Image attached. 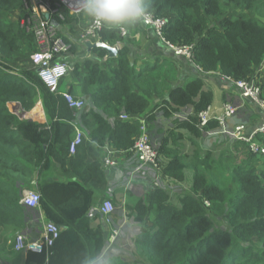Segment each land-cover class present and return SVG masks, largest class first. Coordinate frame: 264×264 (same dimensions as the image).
<instances>
[{
  "label": "trees",
  "instance_id": "1",
  "mask_svg": "<svg viewBox=\"0 0 264 264\" xmlns=\"http://www.w3.org/2000/svg\"><path fill=\"white\" fill-rule=\"evenodd\" d=\"M15 12L18 22H9ZM149 12L168 21L163 40L173 47L191 46L192 62L205 73L248 80L264 63V0H151ZM31 16L29 0H0V264H264V161L234 165L224 182L211 175V152L201 141L221 124H200L199 113L214 97L203 80L177 86L176 68L168 62L137 68L126 45L110 60L114 67L90 59L77 62L74 73L91 108L80 116L89 137L71 154L77 112L37 70L14 61L27 62L38 50L28 28ZM51 21L61 23L56 14ZM100 37L110 45L121 40L119 30L106 28ZM39 100L48 123L23 121L8 107L16 102L30 110ZM124 114L129 118L122 119ZM173 114V127L164 131L159 116ZM141 118L156 136L159 174L186 188L152 187L136 205H126L135 225L125 227L107 250L92 215L108 197L107 150L129 154ZM258 139L264 142V136ZM55 165L62 166L68 181L47 179ZM26 189L40 193L38 208L21 203ZM113 203L117 210L122 200ZM39 214L62 228L58 238L41 253L17 251V233L27 232Z\"/></svg>",
  "mask_w": 264,
  "mask_h": 264
},
{
  "label": "crops",
  "instance_id": "2",
  "mask_svg": "<svg viewBox=\"0 0 264 264\" xmlns=\"http://www.w3.org/2000/svg\"><path fill=\"white\" fill-rule=\"evenodd\" d=\"M65 8L66 18L64 20H61L60 24H57L58 33L63 39L65 38L68 42L73 44V46H75V50L60 58L61 60L69 64V70L66 76L61 81L59 93L63 94L64 92H69V90H72L75 96L82 97L87 100L86 107L76 113L77 119L74 121L75 123L82 124L80 116L85 111L89 110L91 106H89L90 100L83 96L81 92L80 78L76 77L74 73L75 65L79 61L82 65L83 61L86 59H90L97 63L106 64L108 67H114L116 65V62L110 61L111 59L115 58L106 59V53L103 56L100 55L99 51H96L99 48H93L91 49V51L88 50L87 46L83 42V40L87 38H84L83 35L91 21L86 19L82 14H77L76 12L72 11L69 6ZM40 10V13L43 14V16H48L46 11L42 9ZM18 18L19 15L17 12H15L11 14L9 22L16 23L18 22ZM127 30L128 34L123 39L122 45H126L130 48L131 61L133 63H136L137 68H145L146 66L158 67L163 63H171L174 65L177 71V86H185L187 83L199 78L203 80L205 85L204 89L212 91L214 95L213 103L210 107V110L212 112L221 114L223 105L227 101H230L238 108L235 116L230 119L228 118L227 120V125L229 127L244 123L247 126V132H250L253 128L261 123L262 110L259 108V106L252 101L243 99L240 96L238 90L234 88V86H232L230 82L222 79L219 73H205L188 58L177 55L175 51L170 47V45H168L167 42L163 40V38L157 36L153 28L146 26L143 22L136 25L135 27L128 28ZM97 39L98 38H93L92 40L97 41ZM14 61L16 62V66H24L27 69L36 72V68L31 61V57L27 62L21 61L20 59ZM257 79L262 83L264 89V70L259 73ZM8 107L23 121H33L43 124L48 123L50 120L40 100L30 110L23 109L21 104L16 102H9ZM159 117L162 124L161 128L164 131H168L173 127L172 122L174 119H176L175 114H173V116L169 118H164L163 116ZM142 119L144 118H141L140 120ZM148 128H150L149 131L152 141L156 143L157 141L156 136L154 135V131H152L151 127ZM83 129L85 132V138H88L89 131L85 127H83ZM224 139H227L226 141L230 140L227 136H223L221 134H210L209 132L206 134V138L201 141V147L203 150H207L206 145L210 144L212 140H219V142H221ZM185 142L188 146H191L189 140L186 137ZM224 144L227 145V143ZM230 145L232 148L224 147V149L227 150V157L235 158V162L241 160V162H243V164L241 165L262 163V159L259 156H254L253 159L250 158V155L248 154V151L247 149H245L243 144L234 142ZM113 159L117 160V164L107 169L109 186L107 190L108 197H106V199H110L112 200V202L114 199H121L122 204L120 205V208L117 210L115 209V212L111 215L110 223H107L105 216L100 212L97 215H93L94 210L100 207L102 203L97 204L92 212V215L97 217L93 219V226L100 227L103 230L106 243L110 239L111 232L115 230L121 223V217L123 215V204L124 208L128 204L136 205L139 201L140 196H142L143 194H147L148 192H150V189L154 187L153 184L156 177V169L154 168V166H138L135 157H132L131 153H116ZM230 163H232V161H230ZM65 165L66 168L69 169L70 161H67ZM47 179L50 181L64 182L69 180L64 175H62L61 165H55V167L47 175ZM126 183L130 184V186H127ZM128 190H131V192L129 193ZM40 217H42L41 214L38 215L37 221L30 222V228H28L27 232H24L28 234L34 231V236H32L31 238H38L41 232L42 221H40ZM141 227H143L141 228V231H144L145 227L143 224ZM139 258L140 255H137L135 259L133 257L134 260H137Z\"/></svg>",
  "mask_w": 264,
  "mask_h": 264
},
{
  "label": "built area",
  "instance_id": "3",
  "mask_svg": "<svg viewBox=\"0 0 264 264\" xmlns=\"http://www.w3.org/2000/svg\"><path fill=\"white\" fill-rule=\"evenodd\" d=\"M29 3L32 7V16L29 20L28 28L34 33L39 46V50L31 55V61L38 71L39 77L50 88V90L52 92H59L61 81L69 70V64L60 58L71 53L70 49L72 44L65 41L59 35L57 25L51 21V17L56 14L60 20H64L66 18L65 7H68L70 3L74 4L75 0H29ZM40 9L46 11L49 17L43 16V14L40 13ZM22 23L24 24V22ZM143 23L146 26L153 28L157 36L163 38L162 31L168 21L167 19L159 18L155 16L153 12H150L146 21ZM102 29L103 28L98 27L91 21L83 36L87 39L100 38V31ZM127 34V29L123 32L120 31L121 40L117 41L115 44L119 50L121 49L122 41ZM170 47L177 55H183L192 62L191 46ZM263 70L264 66L259 67L255 77L248 80L233 81L230 78L222 77V79L230 82L232 86L238 90L243 99L254 102L262 110V121L257 127L253 128L250 132H247V126L244 123L229 127L227 125L228 118L230 119L234 117L238 110V108L231 102H226L223 105L221 114L212 112L209 107L207 110L199 113V118L201 126L206 125L211 120L218 121L221 124V128L217 131L210 132V134L227 136L228 139L246 146L249 152L258 155L264 161V142L258 139L259 136H264V89L262 83L257 79L259 73ZM63 96L68 102L69 107L76 112L83 110L87 105L86 99L77 97L70 92H64ZM176 116L177 114H175V117ZM121 118L128 119L129 117L124 114L121 115ZM140 122V133L134 146L129 152L132 157H135L138 166H154L156 169V177L153 186L166 189L162 184L165 185V182H167L166 180L169 179H163L159 174V154L156 150L155 143L151 139L145 120L142 119ZM73 125L75 128L74 136L71 139L69 146L71 154H74L77 151V148L85 139V132L82 125L75 122H73ZM47 127L49 128V126ZM107 153L105 165L107 167H113L117 164V160L113 159L115 152L108 149ZM126 185L130 186L128 183H126ZM183 188L186 187L181 186V188L176 190L179 191ZM40 198L41 195L37 190L26 189L23 192L21 203L29 208H38L40 205ZM206 204L210 205L209 202H206ZM97 209L105 216L107 223H110L111 215L116 209L112 200L105 199ZM122 213L123 215L120 225L111 232L110 239L107 242V250L117 241L121 231H123L125 227L131 228L135 225L134 220H132V218L130 219L126 208H124V204ZM40 221H42V229L38 238H29L24 233L18 234L15 241V249L17 251L30 250L41 253L44 251L45 247L54 244V241L58 238L62 228L55 222L45 220L43 216L40 217ZM139 228L141 229L142 227L140 226Z\"/></svg>",
  "mask_w": 264,
  "mask_h": 264
},
{
  "label": "clouds",
  "instance_id": "4",
  "mask_svg": "<svg viewBox=\"0 0 264 264\" xmlns=\"http://www.w3.org/2000/svg\"><path fill=\"white\" fill-rule=\"evenodd\" d=\"M69 7L98 27L123 32L146 21L151 0H75Z\"/></svg>",
  "mask_w": 264,
  "mask_h": 264
},
{
  "label": "rangeland",
  "instance_id": "5",
  "mask_svg": "<svg viewBox=\"0 0 264 264\" xmlns=\"http://www.w3.org/2000/svg\"><path fill=\"white\" fill-rule=\"evenodd\" d=\"M179 56H183V55H179ZM185 57V56H184ZM264 66V63L260 66L262 67ZM227 139L222 140L221 142H219V140H212L210 142V144L206 145L207 150L204 149L205 152H211V164L213 169H211V175L216 178L217 180H219L220 182H224V178H226V174H229L230 171L232 170L234 165H240L243 164V162L237 161L235 162V158H229L227 157V150L224 149V147H231L230 144H233L235 141H226ZM183 142L185 144V148L187 150L190 149V146L187 145V143L185 142V138L183 139ZM190 142V141H189ZM188 142V143H189ZM224 143H227V145H225ZM245 149L246 146H244ZM232 148V147H231ZM248 151V150H247ZM232 161V163H230V161ZM167 182H165V185L162 184L163 187H165L168 191H173L176 189L181 188L180 185H178L177 183L174 182V180L172 181L171 179L166 180ZM187 188H189V186H187ZM132 197V196H131ZM218 222L220 224H222L223 226H226V222L225 220H218ZM34 232V231H33ZM33 232L31 233H24L27 237L31 238L32 236H34ZM22 232H18L16 236H18V234H20ZM5 255V254H4ZM5 256H9V254L5 255ZM8 257H5V259H7Z\"/></svg>",
  "mask_w": 264,
  "mask_h": 264
},
{
  "label": "water",
  "instance_id": "6",
  "mask_svg": "<svg viewBox=\"0 0 264 264\" xmlns=\"http://www.w3.org/2000/svg\"><path fill=\"white\" fill-rule=\"evenodd\" d=\"M49 17V16H48ZM84 44L87 46L88 50L91 51L93 48H99L106 52V59L108 58H116L119 53V49L116 46H111L104 42L101 37L97 39V41H93L92 39H85ZM94 215L99 214L98 209H95L93 212ZM101 215V214H100Z\"/></svg>",
  "mask_w": 264,
  "mask_h": 264
}]
</instances>
